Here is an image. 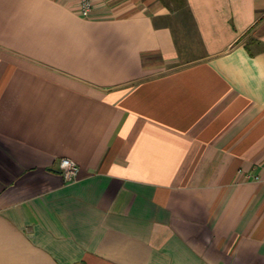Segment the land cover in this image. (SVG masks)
Instances as JSON below:
<instances>
[{
  "label": "crops",
  "instance_id": "crops-1",
  "mask_svg": "<svg viewBox=\"0 0 264 264\" xmlns=\"http://www.w3.org/2000/svg\"><path fill=\"white\" fill-rule=\"evenodd\" d=\"M185 1L0 0V264H264V0Z\"/></svg>",
  "mask_w": 264,
  "mask_h": 264
},
{
  "label": "built area",
  "instance_id": "built-area-1",
  "mask_svg": "<svg viewBox=\"0 0 264 264\" xmlns=\"http://www.w3.org/2000/svg\"><path fill=\"white\" fill-rule=\"evenodd\" d=\"M94 8L93 0H79V15L89 18ZM59 171L66 182H73L77 179L79 167L75 161L63 157L59 162Z\"/></svg>",
  "mask_w": 264,
  "mask_h": 264
},
{
  "label": "trees",
  "instance_id": "trees-1",
  "mask_svg": "<svg viewBox=\"0 0 264 264\" xmlns=\"http://www.w3.org/2000/svg\"><path fill=\"white\" fill-rule=\"evenodd\" d=\"M163 4L170 10L171 13H175L177 9L184 8L186 7V1L185 0H173L175 1L174 3L176 4V7L172 8L173 5H171L168 2H165L164 0H161Z\"/></svg>",
  "mask_w": 264,
  "mask_h": 264
},
{
  "label": "rangeland",
  "instance_id": "rangeland-1",
  "mask_svg": "<svg viewBox=\"0 0 264 264\" xmlns=\"http://www.w3.org/2000/svg\"><path fill=\"white\" fill-rule=\"evenodd\" d=\"M164 1L170 3L171 5H173V7H176V4L174 3L175 1H173V0H164ZM182 43L183 42L180 40L179 41L180 48H182V50H184L185 45H183ZM185 49H187V48H185ZM197 51L199 52L198 49H197Z\"/></svg>",
  "mask_w": 264,
  "mask_h": 264
}]
</instances>
